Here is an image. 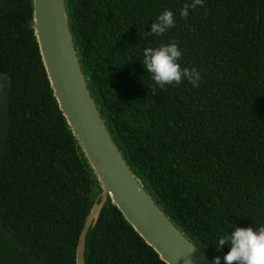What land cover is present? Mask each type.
Instances as JSON below:
<instances>
[{"label":"trees","instance_id":"1","mask_svg":"<svg viewBox=\"0 0 264 264\" xmlns=\"http://www.w3.org/2000/svg\"><path fill=\"white\" fill-rule=\"evenodd\" d=\"M66 0L83 71L116 144L153 200L210 258L235 227L264 226V0ZM171 10L176 25L147 35ZM32 0H0V74L12 79L0 174V264H76L99 185L51 88ZM177 42L201 73L153 95L147 47ZM87 264H166L109 200Z\"/></svg>","mask_w":264,"mask_h":264},{"label":"water","instance_id":"2","mask_svg":"<svg viewBox=\"0 0 264 264\" xmlns=\"http://www.w3.org/2000/svg\"><path fill=\"white\" fill-rule=\"evenodd\" d=\"M32 5L34 33L51 88L100 190L79 238L76 264H87L88 235L109 200L166 264H215L153 200L116 144L83 71L66 0H32ZM11 89V77L0 74L1 175L11 126Z\"/></svg>","mask_w":264,"mask_h":264},{"label":"clouds","instance_id":"3","mask_svg":"<svg viewBox=\"0 0 264 264\" xmlns=\"http://www.w3.org/2000/svg\"><path fill=\"white\" fill-rule=\"evenodd\" d=\"M203 0H192L185 3L179 15L188 19L190 11L202 6ZM176 19L171 10H165L151 23V31L147 35L162 36L175 27ZM182 51L177 42L162 44L159 47H147L143 51L142 65L151 74L154 84L150 87L153 95H159L166 86L180 85L187 80L194 87L199 86L201 73L196 68L182 67L180 60ZM230 251L223 257L225 264H264V226L235 227L228 234L221 236L216 250L221 251L224 245ZM215 264H221V258L215 257Z\"/></svg>","mask_w":264,"mask_h":264}]
</instances>
